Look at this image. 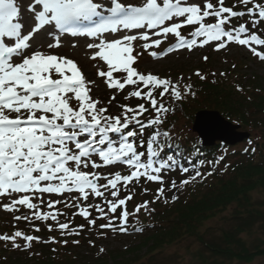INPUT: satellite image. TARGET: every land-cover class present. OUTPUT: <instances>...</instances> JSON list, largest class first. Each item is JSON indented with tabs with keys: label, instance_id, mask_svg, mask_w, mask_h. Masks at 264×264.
<instances>
[{
	"label": "snow or ice",
	"instance_id": "obj_1",
	"mask_svg": "<svg viewBox=\"0 0 264 264\" xmlns=\"http://www.w3.org/2000/svg\"><path fill=\"white\" fill-rule=\"evenodd\" d=\"M25 10L29 15L22 17L17 0H0V209L12 214L15 222L27 221L37 233L41 228L35 221L44 223L49 232L59 230L61 236L80 235L85 225L72 228L70 222L60 221L65 213L56 206L62 204L75 209L73 217H82L90 227L99 219L106 221L99 224L100 229L126 233L130 216L142 209L151 214L155 211L151 203H169L168 191L203 179L200 167L207 163L215 170L225 160L223 154L215 160L200 159L199 167L189 161L190 169L178 165L172 155L159 159L172 136L171 130H162L168 114L196 92L192 83H182L183 76L161 78L139 71L136 65L145 52L156 59L170 51L191 52L213 44L220 51L232 43L245 46L264 61V51L258 50L264 49V31L260 30L264 0H234L230 6L226 0H29ZM185 27L192 29L187 35L182 34ZM66 34L91 38L86 45L91 50L89 59L103 62L106 70L97 65V76L115 90L106 103L91 95L98 85L85 77L76 61L53 51L62 47ZM170 37L175 42L168 49L149 51L159 49ZM194 74L201 81L207 79L199 70ZM126 89L124 101L142 102L121 103L122 111L110 114L109 105ZM166 98L172 103H166ZM146 113L152 115L143 121ZM113 134H118V142ZM119 166L127 174L102 171ZM177 167L183 174H193L179 184L171 180L166 188L164 173ZM142 180L159 187L153 200L135 205L130 212L127 206L134 198L130 186ZM45 194L49 199H44ZM92 197L100 202L88 203ZM178 199L171 196V202ZM21 209L28 213L17 214ZM0 242L24 251L33 242L69 243L55 237L42 240L19 228L11 235L0 234ZM71 243L79 245L80 241Z\"/></svg>",
	"mask_w": 264,
	"mask_h": 264
},
{
	"label": "trees",
	"instance_id": "obj_2",
	"mask_svg": "<svg viewBox=\"0 0 264 264\" xmlns=\"http://www.w3.org/2000/svg\"><path fill=\"white\" fill-rule=\"evenodd\" d=\"M246 19L247 17H245ZM260 30L264 31V26H260ZM251 58L255 62L263 63L264 66V61H260L258 57L251 55ZM235 67H233L234 70L231 75L236 76V80H229V77H224L212 82L207 77L204 81L198 79L197 82L193 83V91L196 92V96L187 98L186 102L183 101L177 106L174 105L175 111L168 114L163 129L170 130L176 125L175 123L178 122L176 117L180 116L178 112L179 105L185 108L184 112L186 114L184 116L189 120H193L195 113L199 111H217L225 119L239 125L241 130L253 132L254 134H251L250 138L245 140L248 144L251 141V144L241 150H232L233 147L221 143H217L213 147H203L196 135L194 138L184 136L185 140L178 144L175 143L176 145H170L167 142L164 153L159 159L172 155L177 160L178 165H183L190 169L192 164L189 161L199 167L198 161L200 159L205 161L215 160L223 154L225 155V160L215 170L207 163L200 167L199 170L205 173L203 179L198 178L197 181L179 191H168L167 198L169 203L165 204L163 200L151 203L149 207L155 209L151 214L142 209L135 216H130L126 233L100 229L99 224L106 221L99 219L95 227L88 226L84 219H76L72 228H77L81 224L85 225L84 230L78 236H61L59 230L49 232L46 227H43L38 232V236L43 239L55 237L58 241L66 239L69 243L65 245L63 243L45 244L33 242L32 248L27 251L16 250L18 253H28V255H31L30 258L14 260L9 264H145L141 262L134 263L136 260L126 259V255L131 252L129 248L124 251H109L107 254L108 259L105 258L107 255L103 256L102 254V256L95 257L94 255L98 253L95 252L97 247L93 248L95 247L96 239L92 233L96 234V237L101 235L108 237L113 234L120 236L134 235L141 238L143 243L153 241L156 247H162L169 240L197 231L204 221L231 205H235L236 209H241V211L233 213L234 219L239 222V225L237 224L239 227L234 232L225 234L223 238L224 245L206 242L205 246L215 256L228 254L231 260L237 259L238 261L250 262L256 257L263 255V248L256 247L251 251L247 243L239 235L245 231V228H250L258 223L260 230H264V197L256 201L253 196V193H264V73L258 75L254 72L242 76L239 70L245 67H241L238 70H235ZM115 108L118 107H111L109 111L119 110H115ZM172 136H176L174 132ZM253 147L256 149L255 152L250 151ZM246 149L249 150L246 151ZM225 165H228L226 171L224 170ZM208 171H213V174L211 176L206 175ZM192 174L191 171L188 174L181 173L179 167L168 170L164 173L165 187L169 186L171 180H175L179 184L180 180L188 178ZM130 187L134 193V198L128 203L127 207L132 212L135 205L145 200H153L159 185L155 182L142 180L134 187ZM144 189H148V191L144 192ZM173 195L179 197L175 202H171V196ZM96 216L97 213L93 217ZM116 223H119V221H116ZM15 229L9 228L8 230L14 232ZM137 229L141 230L137 231ZM21 230L23 229L21 228ZM33 232L32 229H29L28 232L25 231L26 234ZM72 240H79V245L72 244ZM89 241H92V243L90 244ZM2 245V252L14 250L10 245L7 247H5L4 243ZM86 245L92 249L89 252L94 250L88 255L82 254L88 252L84 249ZM225 247L229 249L225 251ZM135 248L132 247V249Z\"/></svg>",
	"mask_w": 264,
	"mask_h": 264
},
{
	"label": "rangeland",
	"instance_id": "obj_3",
	"mask_svg": "<svg viewBox=\"0 0 264 264\" xmlns=\"http://www.w3.org/2000/svg\"><path fill=\"white\" fill-rule=\"evenodd\" d=\"M190 30L191 28L185 27L184 29H182V34L186 35L188 34L187 32H189ZM173 42H175L174 38L170 37L169 40L165 41L159 49H150L149 51L155 50L159 53L162 50L168 49L173 44ZM214 48L215 45L213 44L210 46H205L204 48H195L191 52H189L187 49L179 51H170L168 55L156 59L152 58L148 55L147 52H145L143 56L139 59L138 65L136 66L138 67L139 71L144 72L145 74L151 72L153 74L159 75L161 78L171 77L174 80L183 76L184 80L182 81V83L192 84L197 82V80L199 79L194 74L197 70L201 71V73L206 75L210 80H212V82L216 79L219 80L224 77H229V80H236L237 77L231 75L232 71L234 70L233 65L236 66L235 70H238L241 67H245L244 69L239 70V72L242 73V76H245L248 73L252 74L254 72L258 75L264 73L263 63L255 62L253 58H251V55H253V53L249 51L245 46H239L235 43H232L229 44L227 48L222 49L220 51H215ZM137 50L140 51L139 48ZM258 50L262 49L258 48ZM53 51L60 55L67 56L68 58L72 57L73 60L75 59L74 61L76 62L78 61L79 63L77 62V64L80 67L81 71L84 73L85 77L88 80L96 81V85H98V87L93 86L91 93L94 98L98 97L106 103L107 100L111 97V95H113L115 90H110L106 88V85L103 83V78L97 76V65L101 66L103 70H106V66L103 65V62L98 60H91L92 62L88 66H86L81 63L82 60L80 59V56L69 52V49L61 48L60 50L55 49ZM89 55L90 54H88V58ZM205 56L208 57L206 61L203 59V57ZM222 72L225 73V75H220V73ZM212 73H215L216 75L213 76ZM189 77H191L190 80L188 79ZM240 86L242 85L240 84ZM127 90L128 89H126L123 93L117 94V99L113 102L112 105H109V108L118 107V105L121 103H132L136 98H133L130 101H124L123 98H120L126 94ZM167 99L168 98H166V100ZM118 100L122 102H118ZM140 102L141 101L137 100L131 105L135 106ZM168 103H172L171 100ZM175 105L177 106L178 104ZM184 109L185 108L181 105L178 106V112L180 113V116L178 115L176 117L178 118V122H176V125L170 128L171 132H174L176 136H171V139L167 141L170 145L182 142L183 140H185L184 136L194 138L196 135L192 131V124L194 122L196 113L193 117V120H189L184 116L186 114V112H184ZM120 111L122 110L119 108V111L117 113L119 114ZM162 130L164 129L162 128ZM150 131L151 130H149V132ZM250 133L254 134L253 132ZM147 134L148 133H146V135ZM248 145L249 144L246 143L244 140L231 147H233L232 150H241L242 148ZM115 170H120L124 174L126 173L124 166H119L116 169L105 168L102 171L107 174L109 171ZM101 183H103V181H101ZM123 194L124 192L122 190L121 195ZM253 196L256 201H259L261 197H264V193H253ZM51 198L57 199L58 197L52 196ZM44 199H49V196L45 194ZM4 202H7V200H5ZM97 202L100 201L94 197L90 198V200L88 201V203ZM56 208L59 209L61 212L65 213V215L59 217L60 221L70 222V227L74 226V221L76 219H83L79 216L73 217L72 213L75 211V209H65L62 204L57 205ZM42 210L47 211L48 209L42 206ZM90 211L94 212V210L91 209ZM238 211H241V209H236L235 205L228 206L227 209L217 212L208 220L204 221L203 225H201L197 229V231L192 232V234H185L184 236L180 235L181 237H178L174 240H169L162 247H156L155 242L153 241L149 243H143L141 238H138V236L134 235L120 236L113 234L112 236L108 237L102 235L96 237V234L92 233L96 239V244L93 248L97 247L96 249L98 250H95V252H97L98 254H95L94 256H106L109 251H124L129 248L131 249V252L130 254L126 255V259L136 260L134 263L141 262L145 264H264V254L256 257L250 262H245L238 261L237 259L231 260L228 254L219 255L217 257L213 254V252L210 251L209 248L205 246L206 242L209 244L220 243L224 245L223 238L225 237V234L228 232H234L239 227V222H237L233 217V213ZM27 213V209H21V212L17 214ZM94 215L95 213H93V216ZM48 223H52L55 229L54 222L49 221ZM34 224L36 226H39L41 230L43 229V227H46L44 223H41L39 221H35ZM18 226H20L26 232H28L29 229L33 230V224H29V222L27 221L15 222L13 220L12 214L6 213L2 209H0V233H12L8 229H15L14 227ZM33 234L37 235V233L34 232ZM239 237H241L247 243V246L251 251H253L256 247L264 249V230H260L259 223L254 226H251L250 228H245V231H243L239 235ZM18 242L21 243V245H23L24 243V241L22 240ZM2 244L3 243H0V264H9L14 260L18 261L21 258L25 260L26 257H31V255H28V253L26 252L18 253L16 252V250H8L7 252H2ZM86 246L84 249L88 252H84L82 254L88 255V253H92L94 251L93 250L92 252H89L92 249L90 246ZM101 247H103L105 250L103 253H100L99 251ZM132 247L136 248L132 249ZM226 249L228 250L229 248L225 247L224 250L227 251ZM132 250L134 251L133 253ZM105 258L108 259V255Z\"/></svg>",
	"mask_w": 264,
	"mask_h": 264
},
{
	"label": "water",
	"instance_id": "obj_4",
	"mask_svg": "<svg viewBox=\"0 0 264 264\" xmlns=\"http://www.w3.org/2000/svg\"><path fill=\"white\" fill-rule=\"evenodd\" d=\"M225 119L217 111H200L195 116L193 131L202 139L204 146H214L217 142L235 145L248 139L250 133Z\"/></svg>",
	"mask_w": 264,
	"mask_h": 264
},
{
	"label": "bare ground",
	"instance_id": "obj_5",
	"mask_svg": "<svg viewBox=\"0 0 264 264\" xmlns=\"http://www.w3.org/2000/svg\"><path fill=\"white\" fill-rule=\"evenodd\" d=\"M18 4L22 7V17H27L29 14L27 13V11L25 10L27 7V4L29 2V0H17ZM37 39H41V36L38 34L37 35ZM47 42H51V38H47ZM92 42V40L90 39H84V38H75V39H71L67 36H63L62 37V47L63 49H69V52L80 56V59L82 60L81 63L83 65L88 66L92 61L88 58V54L91 53V50L87 49L86 45L88 43ZM75 43L76 44V48H72L71 44ZM61 48L57 49L60 50ZM82 57V58H81ZM79 58V57H78ZM70 59H73L72 57ZM75 60V59H74ZM78 62V61H77ZM79 63V62H78ZM107 88V86H106Z\"/></svg>",
	"mask_w": 264,
	"mask_h": 264
}]
</instances>
